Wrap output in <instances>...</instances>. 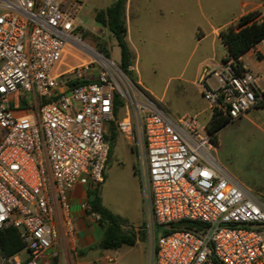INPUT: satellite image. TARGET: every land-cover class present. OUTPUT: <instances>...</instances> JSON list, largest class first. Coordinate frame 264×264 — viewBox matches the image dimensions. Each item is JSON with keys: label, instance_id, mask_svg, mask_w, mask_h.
I'll list each match as a JSON object with an SVG mask.
<instances>
[{"label": "built area", "instance_id": "2783aa9c", "mask_svg": "<svg viewBox=\"0 0 264 264\" xmlns=\"http://www.w3.org/2000/svg\"><path fill=\"white\" fill-rule=\"evenodd\" d=\"M80 1L0 0V229L18 228L26 243L0 264H41L62 229L75 241L70 193L103 182L113 122L134 141L153 231L164 228L151 264H264V202L220 162L197 115H170L85 41ZM211 74L212 113L233 121L264 106L252 72L225 63Z\"/></svg>", "mask_w": 264, "mask_h": 264}, {"label": "crops", "instance_id": "0c3cea01", "mask_svg": "<svg viewBox=\"0 0 264 264\" xmlns=\"http://www.w3.org/2000/svg\"><path fill=\"white\" fill-rule=\"evenodd\" d=\"M179 1L187 2L189 14L192 13L194 18L189 28L188 40L194 47L191 56L199 53L198 68L202 72L200 80H203L207 89L211 86L210 79L213 76L211 73L222 68L229 54L220 31L251 11L261 10L264 15V0ZM175 2V0H127V36L131 27L133 32L134 29L137 32L133 44L127 40L133 53V68L136 72V62L141 59L143 49L147 50L151 40L155 38L160 44L171 46L176 42L177 46L182 39L179 24L184 18L178 13L179 7ZM261 43L262 41L241 56V60L244 67L257 76V84L264 90V53L259 48ZM70 56L66 57L68 64L75 62L70 61ZM204 91L205 89L201 91L203 98ZM208 107L200 109L199 104L197 110L198 115H207L209 121L212 111ZM233 146L254 150L260 154V171L247 172L232 160L229 149ZM218 147L220 162L264 202V185L262 178L258 176L264 168V106L252 108L224 126L218 133ZM89 188L80 186L70 193L75 241L72 242L69 233L62 229L60 240L42 259L41 264H151L153 247L157 240L154 238L156 230L153 231L150 215L147 214L146 220L141 215L133 221L136 236L134 245L105 249L100 246L104 229L99 217L89 213L84 206L88 203ZM105 255L113 256L115 261L108 262Z\"/></svg>", "mask_w": 264, "mask_h": 264}, {"label": "rangeland", "instance_id": "374dc122", "mask_svg": "<svg viewBox=\"0 0 264 264\" xmlns=\"http://www.w3.org/2000/svg\"><path fill=\"white\" fill-rule=\"evenodd\" d=\"M114 1L81 0L76 19L80 24L79 30L83 31L85 41L98 50L100 43H106L107 47L112 50L111 58L120 63L121 49L114 35L107 28L99 25L94 18L99 9L106 8ZM175 1V4L179 7L178 13L184 18L179 24L182 39L177 46L176 42H174V46H171L160 44V41L157 42L154 38L147 50L143 49L141 59L136 62L137 72L133 68L134 64L131 70L134 72L137 84L145 89L170 115L185 113L197 115L203 124V132L207 133L208 116L198 115L197 110L199 104L200 109L208 107L206 100L201 95V91L206 89V86L203 80H200L202 72L198 68L200 65L199 53L191 56L194 47L188 40L189 28L192 26L194 18L192 13L189 14L187 2ZM132 29L131 27L127 36V40L131 44L136 41L135 37L137 35L136 30L134 29L135 32H133ZM75 55L80 56L79 53ZM69 59L72 62L76 61L73 55ZM210 84L212 87L218 86V80L215 76L211 77ZM125 115L126 108L121 106L118 117L124 118ZM113 143V155L108 160L106 177L100 186V191L104 204L114 213L127 219L126 228L134 232L132 224L135 218L142 215L146 220L148 214V204L141 187L138 152L134 141L120 131H117ZM229 152L232 160L241 166L243 170L247 172L260 171L259 161L261 158L256 151L233 146L229 149ZM214 153L219 158L218 145ZM258 176L262 178L264 185V168ZM163 229L162 227H156L155 240H158L162 235ZM151 238L153 239V235H151ZM26 256L27 253L24 252L23 257Z\"/></svg>", "mask_w": 264, "mask_h": 264}, {"label": "trees", "instance_id": "16d2710c", "mask_svg": "<svg viewBox=\"0 0 264 264\" xmlns=\"http://www.w3.org/2000/svg\"><path fill=\"white\" fill-rule=\"evenodd\" d=\"M126 2L127 0H116L106 8L99 9L95 14V20L98 24L107 28L116 38L121 49V68L136 82L134 72L131 70L133 65V53L128 45L126 36L128 32L126 19ZM220 36L228 48L229 54L225 63H230L237 74H243L248 71L241 60L250 49L255 47L259 42L264 40V20L263 11L255 10L241 16L235 22L227 25L220 31ZM99 50L105 55L111 57L110 50L106 43H100ZM123 101L116 95L114 114L118 117L119 109ZM18 111L26 112L28 108H16ZM231 119L221 112H213L207 129L213 135L215 142L218 144V133L226 126ZM118 125L113 122L110 125L111 148L108 160L113 155L114 143L117 136ZM108 163V162H107ZM106 177V172L104 179ZM103 179V181H104ZM101 183L91 186L88 190V212L99 216V222L104 229V234L100 240V246L105 249H116L123 245H134L136 236L126 228L127 219L114 213L103 202L100 191ZM188 228L200 225L199 222L184 220L181 222ZM26 243L21 236V232L14 226H6L0 229V255L4 258H10L15 254L25 250Z\"/></svg>", "mask_w": 264, "mask_h": 264}]
</instances>
